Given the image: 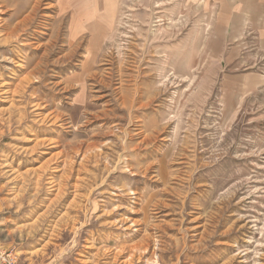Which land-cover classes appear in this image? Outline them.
Masks as SVG:
<instances>
[{
    "label": "rangeland",
    "instance_id": "obj_1",
    "mask_svg": "<svg viewBox=\"0 0 264 264\" xmlns=\"http://www.w3.org/2000/svg\"><path fill=\"white\" fill-rule=\"evenodd\" d=\"M212 14L0 0V249L21 264H264V29L226 55Z\"/></svg>",
    "mask_w": 264,
    "mask_h": 264
},
{
    "label": "crops",
    "instance_id": "obj_2",
    "mask_svg": "<svg viewBox=\"0 0 264 264\" xmlns=\"http://www.w3.org/2000/svg\"><path fill=\"white\" fill-rule=\"evenodd\" d=\"M187 1H197L200 6L213 8L211 21L216 25L215 28L222 32L220 35L224 39L222 53L226 55L248 54L251 43L256 41L254 39L261 37L264 29V0ZM237 87L239 90L242 89L240 85ZM237 94L239 96L247 94V86H243Z\"/></svg>",
    "mask_w": 264,
    "mask_h": 264
},
{
    "label": "built area",
    "instance_id": "obj_3",
    "mask_svg": "<svg viewBox=\"0 0 264 264\" xmlns=\"http://www.w3.org/2000/svg\"><path fill=\"white\" fill-rule=\"evenodd\" d=\"M0 264H21L16 253L11 250L0 249Z\"/></svg>",
    "mask_w": 264,
    "mask_h": 264
},
{
    "label": "bare ground",
    "instance_id": "obj_4",
    "mask_svg": "<svg viewBox=\"0 0 264 264\" xmlns=\"http://www.w3.org/2000/svg\"><path fill=\"white\" fill-rule=\"evenodd\" d=\"M30 12H31V11H30ZM30 12H29V13H30Z\"/></svg>",
    "mask_w": 264,
    "mask_h": 264
}]
</instances>
